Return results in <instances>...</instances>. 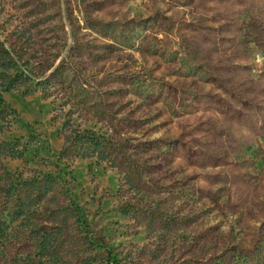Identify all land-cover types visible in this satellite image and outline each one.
<instances>
[{
  "label": "rangeland",
  "instance_id": "374dc122",
  "mask_svg": "<svg viewBox=\"0 0 264 264\" xmlns=\"http://www.w3.org/2000/svg\"><path fill=\"white\" fill-rule=\"evenodd\" d=\"M0 96V264H264V0H0Z\"/></svg>",
  "mask_w": 264,
  "mask_h": 264
},
{
  "label": "trees",
  "instance_id": "16d2710c",
  "mask_svg": "<svg viewBox=\"0 0 264 264\" xmlns=\"http://www.w3.org/2000/svg\"><path fill=\"white\" fill-rule=\"evenodd\" d=\"M7 109H8L7 105L4 104L3 99L0 96V129H1V121H3L6 117V115L8 114V113H6V112H8V111H6ZM1 114L4 116H1Z\"/></svg>",
  "mask_w": 264,
  "mask_h": 264
}]
</instances>
